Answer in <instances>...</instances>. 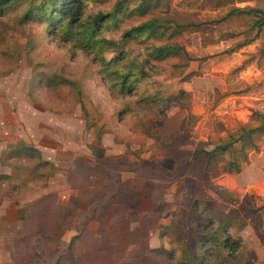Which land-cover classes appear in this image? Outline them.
I'll return each instance as SVG.
<instances>
[{
    "label": "rangeland",
    "instance_id": "obj_1",
    "mask_svg": "<svg viewBox=\"0 0 264 264\" xmlns=\"http://www.w3.org/2000/svg\"><path fill=\"white\" fill-rule=\"evenodd\" d=\"M84 1L87 12L108 10L114 2ZM168 4L183 22L226 9H211L206 0ZM234 4L264 9V0ZM24 7L14 2L0 13V46L16 49L17 57L0 50V264H164L147 250L158 244V223L187 230V214L194 213L186 207L190 195L213 213L244 221L232 232L241 238L239 253L222 264H264V135L237 173L222 170L228 152L217 157L219 171H205L198 151L239 123H254L252 110H264V25L240 47L235 45L242 34L217 36L241 30V17L189 27L169 40L137 36L121 43L123 27L150 16L126 13L106 31L113 48L95 54L62 39L58 28L42 20L20 22ZM160 42L182 45L190 58L141 63L149 46ZM24 47L39 63L30 88L35 100L28 95L32 69ZM111 58L116 65H102ZM138 65L146 74L129 77L136 81L132 90L111 85L113 67L136 71ZM179 88L185 93L163 99ZM18 143L35 151L11 154ZM238 147L234 142L229 151ZM187 232L191 252L190 227Z\"/></svg>",
    "mask_w": 264,
    "mask_h": 264
},
{
    "label": "trees",
    "instance_id": "obj_2",
    "mask_svg": "<svg viewBox=\"0 0 264 264\" xmlns=\"http://www.w3.org/2000/svg\"><path fill=\"white\" fill-rule=\"evenodd\" d=\"M129 1L114 0L108 10L87 12L84 0H0V13L11 3H25V7L19 13L18 20L20 22L32 19L42 20L48 26L58 28V34L62 39L70 40L74 46L92 51L95 54H97L96 51L101 49L113 48V45L116 44L114 37L110 38L109 33L106 31L108 28H116L121 21V16L126 13H135L140 16L149 14L150 16L128 27H123L118 37L121 43L137 36H141L143 39L161 40L165 38L169 40V38L189 29V27H192L193 30H198L202 24H215L241 17L244 19V26L241 30L219 31L217 36V39H223L242 34L241 40L235 45L240 47L256 39L264 25V9L250 4H234L236 1L241 0H206L211 9L226 6L225 11L213 18L188 22L179 21L173 16L170 12L168 0H136L131 7L127 8ZM85 12L87 13L86 15H84ZM1 35H3V31L0 32ZM259 49L264 52V40ZM0 50L15 57L14 61L17 58L14 54L16 49L8 50L5 46H0ZM24 50L27 62L32 69L28 81L30 86L28 89L29 94H27L31 100H35L30 88L34 86L36 78L33 72L35 71V66H38L39 63L32 59L28 48L24 47ZM180 54L190 58L182 45L160 42L149 46L141 63L148 62L151 60L150 58L157 59ZM107 64L116 65L114 58L102 62L103 66H107ZM11 65L5 66V69H9ZM112 70H109L108 73L109 77L114 79V81H111V85L116 86L117 90L125 92L132 90L136 82L133 79H129V77L137 75L136 77L139 78L146 74L141 65H138L136 71L126 66L122 70L118 67H113ZM61 79L65 80L63 77ZM54 82L68 83L70 81ZM183 93L185 91L179 88L176 93L163 97V99L172 101ZM151 98L154 99L155 95L151 96ZM251 116L254 123H239L233 131H227L225 137L223 139L220 138L210 148L198 150L202 152L205 158V171L212 173L214 167L219 171L217 157L227 152L229 156L223 161L222 170L230 173L240 171L241 165L247 160V152L256 149L259 137L264 135V110H252ZM145 133L147 134V131ZM234 142H239V147L234 151H229ZM21 148L22 153H20ZM27 148L34 150L29 146L18 143L10 148L9 152L24 156L30 155V151H27ZM218 171L214 173H218ZM190 208L194 209V213L187 214V222L190 225L194 240L192 251L189 252L185 248L184 239L186 233L183 228L167 229L164 225L158 224L157 237L160 243L158 246L148 250L152 257L164 258V264H222L224 258H233L236 253H239L242 245L241 238L233 235L232 232L239 231L244 225L241 217L237 214L219 216L212 213L202 205V201L199 198H191ZM254 210L251 209V211ZM215 248L219 249V253L214 251ZM116 264L133 263L118 262Z\"/></svg>",
    "mask_w": 264,
    "mask_h": 264
},
{
    "label": "crops",
    "instance_id": "obj_3",
    "mask_svg": "<svg viewBox=\"0 0 264 264\" xmlns=\"http://www.w3.org/2000/svg\"><path fill=\"white\" fill-rule=\"evenodd\" d=\"M0 118H2L1 120H3V116L2 117H0ZM3 126V124H1V127ZM3 130V128H0V134H1V131ZM218 163V162H217ZM204 164H205V161H204ZM204 164H203V168H204ZM191 198H198V197H192L191 195L187 198V200H186V207H187V209L189 208L190 209V200H191ZM201 200V199H200ZM202 201V200H201ZM202 205L204 206V207H206L207 209H209L210 210V208L209 207H207L206 205H204L203 204V202H202ZM211 211V210H210ZM212 212V211H211ZM213 213V212H212ZM216 214V213H215ZM217 215H219V214H217ZM219 216H224V215H219ZM158 224H161V223H158ZM158 224H157V226H158ZM186 224H189L188 222H187V220H186ZM179 226H177L176 228H178ZM189 227H190V225H188V228H187V230L186 229H183V230H185V233H186V237H185V239H184V242H185V244H186V238H187V236L189 235V233L187 232L188 231V229H189ZM158 238V237H157ZM159 239H158V244L157 245H154V246H152V247H150V248H153V247H156V246H158L159 245ZM149 248V249H150ZM185 248L188 250V248L186 247V245H185ZM148 249V250H149ZM147 250V251H148ZM192 251V250H191ZM190 252V251H189ZM150 257H152L151 255H149ZM152 258H154V257H152ZM120 262H129V263H133V264H138V263H134V262H132V261H128V260H124V261H120Z\"/></svg>",
    "mask_w": 264,
    "mask_h": 264
}]
</instances>
